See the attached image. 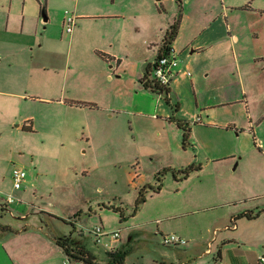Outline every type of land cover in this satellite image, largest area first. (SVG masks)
<instances>
[{
    "label": "crops",
    "instance_id": "obj_1",
    "mask_svg": "<svg viewBox=\"0 0 264 264\" xmlns=\"http://www.w3.org/2000/svg\"><path fill=\"white\" fill-rule=\"evenodd\" d=\"M172 2L177 5L176 12H169L165 8L166 4ZM207 5V0H0L1 120L11 119L10 123H7L11 128L18 120L14 131L22 137H42L44 131L41 129L48 123L54 128L58 125L59 129H62L65 126L64 117L70 116L72 120L83 111L102 109L103 89L105 90L115 78H119L116 73L125 72V66H131L134 70L140 68L135 73L134 86L137 90L150 93L143 89L140 80L146 67H151L156 60L164 34L179 11V27L171 44L178 60V68L168 85L169 93L179 88L178 78L187 77L185 72H190L189 69L193 70L195 75L199 71L209 72L219 68L227 70L226 65H220L229 61L237 62L239 55L235 51L239 50L241 54L246 52L239 45L251 46L257 37L248 29L245 33L242 29L240 33V28L232 23L235 18L228 12L231 8L223 7L222 4L219 8H209ZM65 11L75 16V25L70 34L63 31ZM139 51L140 55L145 53L143 61L138 59ZM251 58L261 59V56ZM102 77H105L103 83ZM187 78L191 89L194 90L197 86L196 77L193 78L190 74ZM211 89L213 97H208L213 100L211 103L196 100L194 109L179 114L180 121L189 125V137L190 125H201L204 129L216 127L214 122L220 117V109L240 103L244 107L245 118L249 120L246 122L247 128L254 125V128H250L253 143L251 149H261L264 153L261 140L256 142L253 134L264 116L259 117L249 111L245 90H242L244 102L237 100L228 103L218 101L219 90ZM106 100L110 102L109 97H106ZM27 107H44L54 113L49 120L45 118L42 122L32 115H21V109ZM127 107L121 105L116 108L125 111ZM132 108L134 116H142L139 105H136L135 109ZM60 114L62 120L59 119ZM150 117L154 118V115ZM196 118H199V122H195ZM68 124L75 126L76 122ZM219 127L226 130L229 125ZM233 127L235 129L236 126ZM235 131L241 133L242 130ZM195 141L194 145H190L192 149L196 146L201 153L207 148L206 165L229 163V171L239 166L240 160L236 162V156L241 158L243 150L236 151L232 146L224 144L208 147L201 140ZM168 148L167 144L164 148L167 153ZM234 162L235 166L230 170ZM181 168L184 167L180 166ZM201 171L200 167V170L194 173ZM81 172L87 174L89 170L84 169ZM194 173L176 183L186 182ZM215 174L214 180L217 182L213 183L211 188H205L208 184H200L190 200L156 206L157 211L154 213L169 222L167 226H162L159 219L155 220L153 234L159 238L175 234L183 238L186 244L181 247H166L168 250L159 252L149 250L151 260L148 264H259L258 258L264 257V215L251 220L238 217L246 210L242 211L233 204L232 209L224 213L199 218L193 216L194 212L199 211L193 206L200 200L199 196L204 191H210L219 199L233 198L230 188L221 181L218 173ZM27 185L29 183L25 180L19 190H13L12 186L10 190L19 194L26 190ZM161 190L149 197L152 199L160 194ZM225 202L232 203V199L217 202L215 205L221 206ZM1 206L0 204V208ZM88 209L90 210L89 207ZM39 210L45 211L42 208ZM46 213L48 214L44 213L45 216L56 220L54 212ZM25 218L21 217L20 220ZM65 223L72 226L73 234L68 238L71 239L74 234L81 236L77 232V224L80 223L78 216L66 220ZM142 224L123 226L126 228L128 242L137 241L143 236L148 237L152 232L148 224ZM2 226L9 227L10 231H0V264H83L68 261L62 250L56 244H53L55 247L52 245L55 238L49 236L40 226L30 230L26 226L20 229H13L8 224ZM144 228H148V231L141 233L140 230ZM120 229L114 230L120 232ZM90 236L94 242L93 236ZM44 241L48 242L47 247L42 246ZM80 245L96 257L92 249ZM120 250L123 251L122 246L103 248V260L96 259L100 264H105L106 253ZM192 256H209V259H204L203 263H195L191 262Z\"/></svg>",
    "mask_w": 264,
    "mask_h": 264
},
{
    "label": "rangeland",
    "instance_id": "obj_2",
    "mask_svg": "<svg viewBox=\"0 0 264 264\" xmlns=\"http://www.w3.org/2000/svg\"><path fill=\"white\" fill-rule=\"evenodd\" d=\"M207 2L209 8H219L221 4L231 8L228 12L235 18L232 19L233 25L240 28V33L242 29L243 33L247 29L250 33H255L257 39L253 40L251 46L245 43L244 46L239 45L246 52L241 54L236 50L235 53L239 55L237 62L229 61L220 65H226L227 70L219 68L209 72L199 71L195 75L189 69V73L197 79L194 90L191 89L187 77L178 78L179 88L169 93L166 103L162 93L155 95L137 90L134 76L140 68L134 70L131 66H125V72L116 73L119 78L114 77L115 80L103 89L102 109L83 111L74 120L66 116L62 129L58 125L54 128L48 123L41 129L44 131L42 137H22L14 131L18 120L11 128L7 124L11 119L1 120L3 116L0 117L1 207H5L4 198L7 194L15 199L12 205L7 206L3 212L0 211V226L8 224L13 229L26 226L29 230L40 226L49 236L66 240L73 232L72 226L65 221L78 216L80 223L77 224V232L81 236L74 234L71 239L66 240L68 245L73 246L79 242L92 249L99 260L103 258V248L122 246L123 250L129 251L125 264H148L151 260L149 250H168L160 245L159 236L153 234L155 220L159 219L162 226H167L169 222L154 213L157 211L156 206L190 200L200 184H208L205 188H211L217 182L214 180L215 173L230 188L233 198L219 199L210 191L202 192L200 200L193 206L196 211L199 210L193 213V216H197L194 218L224 213L231 210L233 204L242 211L254 213L264 209V153L261 149H251L253 143L250 128H254V125L247 128L246 122L249 120L245 118L244 107L240 103L220 109V117L214 122L216 127L204 129L201 125H190L191 136L188 137L185 148L181 145L182 131L172 122L180 120V112L194 109L196 100L211 103V88L219 90L218 101L228 103L237 100L244 102V89L249 111L259 117L264 116V0ZM165 8L169 12L177 11L174 2L166 4ZM140 53L139 51L138 59L143 61L145 53ZM252 56H261V59L253 60ZM103 79L105 77H102V83ZM106 97H109L110 102ZM116 105L128 107L123 111L116 108ZM136 105H139L142 116H134L135 112L131 108L135 109ZM53 113L44 107L21 109V115H32L42 122L45 118L49 120ZM152 114L154 118L150 117ZM61 116L62 114L59 116L60 120L63 119ZM74 121L75 126L68 124ZM224 125L229 127L226 130L220 129L219 126ZM233 126L239 131L242 130L241 133L235 131ZM254 131L256 142L261 140L264 146V118ZM194 139L197 142L203 141L208 147L224 144L232 146L236 151L243 150L241 158L236 156V162L240 160L239 166L232 171L236 163L234 162L229 171V163L206 165L207 148L201 153L196 146L192 149L190 145H194ZM167 144L168 153L164 150ZM190 164L200 165L202 171L194 173L186 182L177 184L171 170ZM14 168L23 170L26 173L25 180L29 183L25 186L26 190L19 194L10 190L11 172ZM84 169L89 172L83 174L81 171ZM160 171H163L159 176L162 182L160 194L152 199L149 197L152 193L145 194L146 202L132 216L140 188L154 186L157 182L156 174ZM227 199H232V203L215 205ZM109 207L120 209L124 220L121 221L119 214L108 209ZM39 208L45 211L41 212ZM46 211L54 212L56 220L45 216L44 213L48 214ZM21 217L26 218L20 220ZM142 223L148 224L152 232L148 237L143 236L137 241L128 242L126 228L123 226L143 225ZM95 225L101 226L107 232L122 228L120 238L115 241L102 237L96 245L87 231ZM140 231L146 232L148 228ZM43 243V247L48 246L47 241ZM194 257L196 256H192L191 262L203 263L204 259H209V256Z\"/></svg>",
    "mask_w": 264,
    "mask_h": 264
},
{
    "label": "trees",
    "instance_id": "obj_3",
    "mask_svg": "<svg viewBox=\"0 0 264 264\" xmlns=\"http://www.w3.org/2000/svg\"><path fill=\"white\" fill-rule=\"evenodd\" d=\"M180 17H181V13L179 11L178 14L176 15V18L174 19V21L172 22V24L169 26L168 30L164 34L162 45L160 47L157 58H159L162 55L167 54L169 50L172 49L171 44L177 35ZM151 72H152V67L148 65L145 69L142 79L140 80V83L142 84L143 89L155 95H159L161 93L164 94L165 95L164 100L166 103H168V97H167L169 94L168 88H163L159 86V84L155 80L151 79ZM172 122H174L176 127L182 131L181 145H182V148H185V146L187 145V140H188L189 132H190L189 125L180 120H172ZM199 170H200V165L190 164L179 170H171V175L175 181H182V180L187 179L192 173L197 172ZM165 171H168V170H165ZM161 172L163 171H160L156 174L157 182L154 186L148 185V186H142L140 188L138 192V196L134 203V207H133L132 214H131L132 216L136 214L139 207L146 201V197L144 196L145 194L157 193L161 190L162 182H161V178L159 177ZM108 209H111L112 211L118 213L121 221L124 220L123 213L120 209L110 208V207ZM0 210L3 211L5 210V208L4 209L0 208ZM263 212H264V209L256 213L245 211L239 214L238 217H243V218L251 220V219H255L259 217L261 213ZM9 229L10 228L7 226H0V231H10ZM67 239H70V238H67ZM66 240L62 238H59V239L55 238L54 243L62 250L66 258L68 259V261L80 262L83 264H100L97 261L96 257L93 254H91L88 250H86L83 246L77 243L76 245H73V246L68 245V242ZM126 255H127V251L125 250L123 251L120 250L114 253H106L107 260L105 264H125L124 260H125ZM217 258L219 259L220 256H217Z\"/></svg>",
    "mask_w": 264,
    "mask_h": 264
},
{
    "label": "built area",
    "instance_id": "obj_4",
    "mask_svg": "<svg viewBox=\"0 0 264 264\" xmlns=\"http://www.w3.org/2000/svg\"><path fill=\"white\" fill-rule=\"evenodd\" d=\"M75 25V16L65 11L63 14V31L66 34H70ZM152 72L151 79L155 80L159 86L163 88H168V85L171 82V79L175 76L176 70L178 68V60L173 52V50H169V52L165 55L156 58V60L152 64ZM187 77H190L189 72H185ZM195 122H199V118L195 119ZM26 178V173L18 168H14L11 172L12 179V188L13 190H19L22 186ZM15 199L12 195H6L4 198V206L14 203ZM233 223V222H232ZM88 233L93 236L95 244H99L102 237H109L111 240H117L120 238V232L118 230L113 232H107L102 229L101 226L96 225L88 230ZM160 243L165 247H181L186 244V241L175 235L168 234L163 235L160 238ZM259 264L264 263V257L258 258Z\"/></svg>",
    "mask_w": 264,
    "mask_h": 264
}]
</instances>
